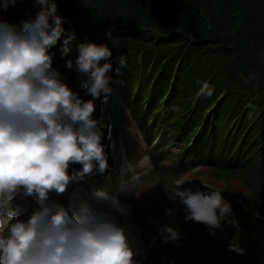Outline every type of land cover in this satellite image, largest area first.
Listing matches in <instances>:
<instances>
[{
	"label": "trees",
	"instance_id": "trees-1",
	"mask_svg": "<svg viewBox=\"0 0 264 264\" xmlns=\"http://www.w3.org/2000/svg\"><path fill=\"white\" fill-rule=\"evenodd\" d=\"M22 1L26 4L16 5L28 11L16 5L6 11L16 24L37 11L32 0ZM57 5L65 18L62 26L75 33L74 43L88 39L112 49L114 91L105 108L104 96L95 101L93 114L103 121L112 117L117 133L126 110L145 139L149 134L156 138L166 121L163 136L176 140L179 155L166 153V143L151 156L152 163L172 161L176 177L204 167L238 180L245 190L238 196L246 210L221 194L238 223L242 255L227 247L235 227L222 225L215 236L209 235L202 223L185 222L183 206L176 202L179 220L188 226L180 232L189 229L188 235L198 240L181 256L174 249L182 239L162 244L151 238V264H264V0H57ZM52 51L64 82L78 88L82 79L65 67L66 60L75 58V48L61 57L58 41ZM198 81L214 86L212 97L197 94ZM79 95L91 98L84 86ZM166 193L176 200L173 190ZM164 205L165 199L163 204L151 200L146 208L164 221ZM151 230L153 237L157 232Z\"/></svg>",
	"mask_w": 264,
	"mask_h": 264
},
{
	"label": "clouds",
	"instance_id": "clouds-1",
	"mask_svg": "<svg viewBox=\"0 0 264 264\" xmlns=\"http://www.w3.org/2000/svg\"><path fill=\"white\" fill-rule=\"evenodd\" d=\"M20 2L0 0V11ZM32 7L36 14L19 24L0 19V264H143L148 249L134 247L129 238L130 206L106 191H70V185L110 167L104 132L93 113L95 101L114 91L112 49L88 39L74 43L75 33L62 26L57 0H32ZM58 41L61 57L75 48L65 67L82 79L90 99L72 90L53 67ZM198 83V95L213 96V85ZM129 131L143 140L134 124ZM74 164L80 167H70ZM184 184L175 181L173 191L185 222L202 223L212 236L222 225L235 227L227 247L242 255L231 203L221 191ZM66 192L67 203L51 195ZM28 198L37 207L21 218L15 201ZM141 231L136 229L137 237ZM181 235L178 224L157 225L152 241L175 244Z\"/></svg>",
	"mask_w": 264,
	"mask_h": 264
},
{
	"label": "rangeland",
	"instance_id": "rangeland-1",
	"mask_svg": "<svg viewBox=\"0 0 264 264\" xmlns=\"http://www.w3.org/2000/svg\"><path fill=\"white\" fill-rule=\"evenodd\" d=\"M1 15V14H0ZM110 119H108L109 121ZM132 121L131 119L124 114L123 118H122V128L123 130L126 132V138L128 140V145L129 146H133L135 147V149H144L143 144L141 143V140L138 139L136 136L132 135L129 131L130 125H132ZM135 125V124H134ZM114 140V137H113ZM133 140H137L138 142H140L141 147L139 148L138 146H134L133 144ZM115 143V140H114ZM110 146V144H109ZM119 146L120 147H125V144L123 141L119 142ZM114 148V145L112 147V150ZM155 149L159 148V146H155ZM161 149V148H160ZM171 154H176V149L175 147L169 149ZM154 154H157L156 151H153ZM120 154L122 155V152H120ZM166 158L169 157V155L166 154L165 156ZM125 160H128V156L126 155ZM160 160L157 161L156 164H159ZM124 166H128V164L126 162H123ZM129 167V166H128ZM141 168L146 167V169H137L138 171H143V170H148L150 171V175L147 178L148 181L147 183L142 187L143 190H146V194L144 193H140V190H137V186H138V180L135 177H132L128 180L127 183H123L122 182V177L125 174V168H121L120 170V174L119 172L116 173V169L112 172H114L112 175L115 176L117 174H119L116 178V180L119 182V188H118V192L120 194L124 195V198L127 199L129 196L133 195V199L132 201L134 202H147L149 200H155L156 195L165 199V205L163 207V213L165 214V216L167 217V222H170L172 224H179L180 221V217L178 214V206L176 204V202L173 200V198L169 195H167L166 192L173 190L175 187V179L173 176V170L176 168V164L175 163H169L166 162L164 166L162 167H152L149 166L147 161H142ZM119 168V167H118ZM181 180L184 181V185L185 186L187 184H197V183H203V184H211L214 185L216 187L222 188L224 189L226 192H228L233 198L234 200L238 201L239 203H241L238 194L244 192V188L242 187L241 182H239L236 179L233 178H224L221 176H217L214 172H212L209 169L206 168H198L195 169L193 171H191L190 173H188L186 175V177H183ZM113 178L110 176L107 179H104L102 182L100 183H96V184H91L90 188L95 189L96 187H102V191H106L109 194L110 190L113 188L111 186L112 183H114ZM74 189L76 190H80V184H76L74 185ZM82 192L87 193V191L85 189L82 190ZM65 194H68L67 192ZM56 199H58L60 202L65 203L68 202L67 200H64L62 198H58L56 197ZM17 204H19L20 206V217L24 218L26 217V215L31 211V209L34 207V203L32 202V200L30 198L28 199H24L19 201ZM166 213H168L166 215ZM134 219H136L135 217H133ZM132 219V216H131ZM133 220V219H132ZM144 220H146V222H149L153 227L157 228V225L160 223V221H158L155 217L151 216V215H146L144 216ZM133 227L135 228L133 231V246L134 247H142V242H141V238L140 236L137 237L136 236V227L134 225V222L132 221ZM186 231H190L189 229H186ZM147 237L149 239V242L151 241V234L147 233ZM193 243L191 241V238L189 236H185L184 240L175 247L174 252L177 253L178 255H181L184 252H188L189 246H192ZM153 247H155V245H152ZM150 253L151 250L149 249L147 252V258L146 260L143 262V264H148L149 260L148 258H150ZM181 253V254H179Z\"/></svg>",
	"mask_w": 264,
	"mask_h": 264
},
{
	"label": "bare ground",
	"instance_id": "bare-ground-1",
	"mask_svg": "<svg viewBox=\"0 0 264 264\" xmlns=\"http://www.w3.org/2000/svg\"><path fill=\"white\" fill-rule=\"evenodd\" d=\"M73 188H74V187L71 186V187H70V191L73 190ZM66 195H67V196H66V199L68 200L69 195H68V194H66ZM17 200H20V199H17ZM31 211H32V210H31ZM130 221H131V223H130V226H129L128 234H129V238H130L132 244H134V243H133V240H132V239H133V231H134L133 224H132V221H133V220L130 218Z\"/></svg>",
	"mask_w": 264,
	"mask_h": 264
}]
</instances>
